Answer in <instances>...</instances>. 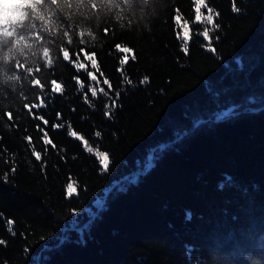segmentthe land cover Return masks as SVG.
<instances>
[{
	"label": "trees",
	"instance_id": "trees-1",
	"mask_svg": "<svg viewBox=\"0 0 264 264\" xmlns=\"http://www.w3.org/2000/svg\"><path fill=\"white\" fill-rule=\"evenodd\" d=\"M136 3L0 0V65L14 69L0 72L14 93L0 101V264H253L264 252V0H205L199 21L194 0ZM39 81L48 102L29 111L19 89ZM101 89H123L112 119Z\"/></svg>",
	"mask_w": 264,
	"mask_h": 264
},
{
	"label": "snow or ice",
	"instance_id": "snow-or-ice-1",
	"mask_svg": "<svg viewBox=\"0 0 264 264\" xmlns=\"http://www.w3.org/2000/svg\"><path fill=\"white\" fill-rule=\"evenodd\" d=\"M163 2H164V0H153L154 5L155 4H162ZM133 5H134V7L139 8V4L136 3V0H133ZM205 7H206L205 0H194V11H195V18L197 21L201 20V10ZM207 10H208V13H210V15L204 17V20L206 21V23L208 25H213V16L211 15V13H213V9L211 7H208ZM174 11L176 12V15L174 16V21H175V23L179 24L180 19H181L180 15H179V9L175 8ZM232 11L233 12H239L240 9L234 4ZM146 12H147V10H146ZM182 27H183L184 31H183V41H182L183 46L181 48V51L185 54V56H187L190 54L188 24L184 23ZM219 27H220L219 24L213 25V29L219 28ZM210 32H211L210 29L204 28V30L199 33V35H201L203 37V41L209 42L207 45L201 43L200 46L206 47V50L208 52L215 53L216 49L212 46L211 39H210ZM216 39H219V37L217 36ZM115 48L118 51H121L123 53H129L130 52L129 47L122 46L121 44H116ZM127 59H128L127 56L119 59L120 65L121 66L125 65V63L127 62ZM96 64H97V60H96ZM61 66H65V65H61ZM17 67H19V65ZM93 69H95V68H93ZM13 71H14V69H12L11 67H5L4 65H0V72H7V73L11 74ZM121 74L123 75L122 70H121ZM17 75L20 77L21 80L24 79L22 73L17 72ZM50 76H51L52 82L59 85V88L56 91L51 90V93H61L64 90L62 88L63 80L61 79L60 82L57 81L55 67L52 69ZM87 76L90 80H93V81H95L97 79V77L95 75H93L92 72H88ZM37 79L39 80V77H37ZM39 82H40L41 88L44 89L43 91H35L34 92V88L29 87L28 85H24L22 88L19 89V93H22L24 98H28L29 95L31 94V97L33 99V103L31 104V106H29L28 104L23 105V108H27V109H29V111L31 110V108H39L42 106L41 104L35 102L36 98H40V99L44 100L45 102H48V96L46 94V89H48L47 82L46 81H39ZM147 82H148V77L145 76L144 79L140 80L138 83L144 84ZM109 83L110 82L108 79L103 80V84L109 85ZM126 83L128 85L135 86L137 82H134L131 79H126ZM76 84H79L80 89L85 90V87H86L85 84L81 83V81L79 79L76 80ZM86 91L90 92L92 97L97 96V90L95 87L89 86L86 88ZM100 91L103 93L104 97H108L109 100L111 101V103H108L105 105V111L103 112V115L105 118L112 119L113 118V111L116 108L121 107V105L119 104V98L122 95L123 89H121L119 91H115V98H112L109 95V92L105 91L104 89H101ZM13 95H14V93L11 92L6 86L0 85V101H3L6 97L11 98ZM84 103L89 104V105H94V101H91L88 98H85ZM8 115H9V118L11 119V113L10 112L8 113ZM44 122H45V124H47V120H45ZM53 127H57V125H53ZM45 135H47V134H45ZM68 135L75 137L76 140L82 139V137L80 135H78L77 132L72 131L71 128H69ZM95 136L101 137L102 133L100 131H96ZM43 143L45 145H49L52 142L49 139L45 138ZM84 145L87 148L88 153L94 152L95 157H96V159L99 163V166H100V171L105 172V173L108 172L110 170L109 154L105 151H100V150L94 151V148L92 146H89L87 140L84 141ZM33 156H34L36 161H42L41 153L36 151L35 149H33ZM43 170L44 169L42 168V171ZM14 171H15V169H13V172ZM73 194H74V190H73L72 186L69 185L66 195L68 198H71L73 196ZM187 218L188 219L191 218L190 213L187 214ZM4 243H5V241L0 240V244H4ZM259 256H260V258L256 261H254L253 264H264V252H261L259 254Z\"/></svg>",
	"mask_w": 264,
	"mask_h": 264
},
{
	"label": "clouds",
	"instance_id": "clouds-1",
	"mask_svg": "<svg viewBox=\"0 0 264 264\" xmlns=\"http://www.w3.org/2000/svg\"><path fill=\"white\" fill-rule=\"evenodd\" d=\"M107 2L110 4V5H115V2L116 0H107ZM123 2L127 3V0H123ZM0 35H7V33H0Z\"/></svg>",
	"mask_w": 264,
	"mask_h": 264
},
{
	"label": "water",
	"instance_id": "water-1",
	"mask_svg": "<svg viewBox=\"0 0 264 264\" xmlns=\"http://www.w3.org/2000/svg\"><path fill=\"white\" fill-rule=\"evenodd\" d=\"M148 161H149V160H148ZM148 161H147V162H148Z\"/></svg>",
	"mask_w": 264,
	"mask_h": 264
}]
</instances>
